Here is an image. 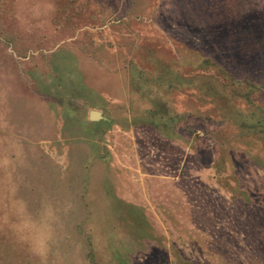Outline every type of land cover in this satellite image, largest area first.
I'll use <instances>...</instances> for the list:
<instances>
[{"label": "rangeland", "instance_id": "374dc122", "mask_svg": "<svg viewBox=\"0 0 264 264\" xmlns=\"http://www.w3.org/2000/svg\"><path fill=\"white\" fill-rule=\"evenodd\" d=\"M254 11L264 0H0V264H264V134L239 130L264 117V37L243 35L226 74L201 69ZM231 76L252 86L222 90ZM163 104L171 130L130 125Z\"/></svg>", "mask_w": 264, "mask_h": 264}, {"label": "trees", "instance_id": "16d2710c", "mask_svg": "<svg viewBox=\"0 0 264 264\" xmlns=\"http://www.w3.org/2000/svg\"><path fill=\"white\" fill-rule=\"evenodd\" d=\"M83 4H85V2ZM82 7H84V6L82 5ZM250 16L249 15H247V16L245 15L244 18H242L241 20L232 17V20L234 19L232 22H234L235 25L232 24L231 27L232 28L234 27V29L231 30L229 28L230 31L228 32V34H226V32L223 29H222L223 31H220V34H218V35L216 34L219 39L221 37L222 39L226 40V48L223 49V50L220 49L223 52L221 55L223 56L224 59H226V61H224L221 64H219V63L217 64V63H215L216 61L214 59H211V60L208 59L207 60L208 63H204L203 66L201 67V69H203L204 71L207 70V69L208 70H212L213 72H215V74L217 76L222 75V73L226 74L225 72L228 70L227 67L230 64H235L237 62H240L239 59L242 58V56H243L244 48L240 45V41H242L244 39V38H242L243 35H249L251 37H255L257 40H261V38L264 37V20L260 18L261 15L258 14V13H255V11H254L252 13V16L251 17ZM252 17L255 19L254 21H250V20H253ZM253 22H255V23H253ZM244 43H245V46H246V42H244ZM214 44H215V40L213 39V41L210 43V45L209 44L208 45L210 47H212L213 51L215 52L216 48L214 47ZM219 48L220 47L217 48V51H218ZM147 58H144L142 60L140 59L142 61V64L144 63V61H145V64H147L148 62H153L154 63V61L152 59H147ZM255 60L257 61L258 59H255ZM196 68L200 69L199 64L196 65ZM140 73H141V71H140ZM142 75H144V74L142 73ZM230 75H231V73H230ZM210 79H213V82L215 84L218 83L217 77L216 78L215 77L214 78L213 77H208L206 82H208ZM210 81L208 82L209 85L208 86L206 85L204 87V89L210 90L211 92H213L215 90V88H214V86H212ZM158 82H160V80ZM251 86H252V83H249V81L245 80L244 83H240V82L235 81V79L231 76V80L228 83H226L224 85V87H221V88H222V90L223 89L224 90L225 89H229V90L231 89L234 92H239L240 91L239 89H245L246 91H248V89ZM214 92H215V94H217L219 96H221V94H222V91H214ZM72 100H71L72 104L69 103L70 106H75V105H73L74 102H78L79 105L80 104L81 105H87V103H85V102L84 103H80L81 102L80 99L77 100L76 98H73ZM132 107L129 108L131 110V112L136 114V110H137V114H138L139 108L136 105H132ZM166 112H167L166 105H164V104L161 106L160 112L150 113L148 116L145 114V113H147L146 110L145 111L142 110L141 114H140L141 117L139 115H135L134 117H132V120H131L132 122L130 123V125L132 127H134V128L138 127V126H140L142 124L140 122V120H142L143 117L144 118L145 117L146 118L149 117L150 119L154 118V121L153 122H149V125L154 126V128L157 131L161 132V129H162L163 132L164 131H169L173 127L174 118L172 116L171 117L170 116L167 117V119L164 118V117L168 116V115H166V114H168ZM239 118L241 119V120H239V124H241L239 130H246L245 132H247V131H251V130H254V129H256V130L259 129L260 133L264 134V117H260L259 116L258 119L256 118L255 124L245 122V120H244L245 117L242 116V115H240ZM164 119H166V120H164ZM100 123L101 124H105L108 127L107 122H102L101 121ZM256 163L258 164V166H260L262 169H264V160L257 161ZM251 194H252L251 197H252V200H253L254 203H257L258 205L259 204L263 205L262 203H264V196H263L264 194L263 195H258V196L254 192H251Z\"/></svg>", "mask_w": 264, "mask_h": 264}, {"label": "water", "instance_id": "95a60500", "mask_svg": "<svg viewBox=\"0 0 264 264\" xmlns=\"http://www.w3.org/2000/svg\"><path fill=\"white\" fill-rule=\"evenodd\" d=\"M101 115L99 112L94 111V110H90L88 113V120L89 121H97L99 119H101Z\"/></svg>", "mask_w": 264, "mask_h": 264}]
</instances>
